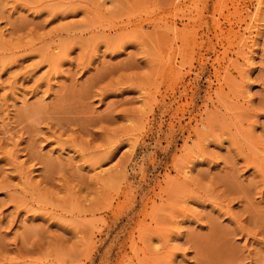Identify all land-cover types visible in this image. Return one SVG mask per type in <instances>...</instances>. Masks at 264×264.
<instances>
[{
    "label": "rangeland",
    "instance_id": "374dc122",
    "mask_svg": "<svg viewBox=\"0 0 264 264\" xmlns=\"http://www.w3.org/2000/svg\"><path fill=\"white\" fill-rule=\"evenodd\" d=\"M255 2L0 0V264H264Z\"/></svg>",
    "mask_w": 264,
    "mask_h": 264
},
{
    "label": "bare ground",
    "instance_id": "6f19581e",
    "mask_svg": "<svg viewBox=\"0 0 264 264\" xmlns=\"http://www.w3.org/2000/svg\"><path fill=\"white\" fill-rule=\"evenodd\" d=\"M97 1V0H96ZM101 3H103L105 5L106 3V0H100ZM107 4V3H106ZM177 6V5H176ZM264 23V0H256L255 2V8L252 12V15H250V18H249V23H248V26L249 28H247L245 25V29L244 30H247L246 32H244L241 36H240V40L242 41V50H245V55L243 56V61H244V66L240 69V75L242 76V78H246V80L248 81L249 80V75L251 73V63L252 61L254 60L255 58V46L257 44V42L255 40L252 39V36H253V33L256 32L258 33L260 31V28L263 27ZM168 24V22H167ZM162 25V24H161ZM166 26L169 31H171L173 34L176 33V23L174 21H171L168 25H164ZM256 28V29H254ZM3 32H0V38L3 36ZM241 43V42H240ZM51 46V45H50ZM53 46V45H52ZM54 49H57V47L55 46ZM254 62V61H253ZM58 74L57 71L56 73L54 72V75L52 76V79L51 80H57L58 79ZM251 79V78H250ZM246 80H242L244 83ZM56 82V81H55ZM250 83V82H249ZM245 86V85H244ZM246 90H245V97L248 98L251 94V90H250V85H246L245 86ZM246 100V99H245ZM203 126V125H202ZM263 153H264V147H263ZM70 151V150H69ZM69 151H67V153H70ZM73 152H74V149H73ZM262 152V151H261ZM75 153V152H74ZM72 155V154H70ZM69 156V155H68ZM264 156V154H263ZM262 156V157H263ZM70 158L72 156H69ZM198 157V156H197ZM200 157V156H199ZM73 158V157H72ZM195 158L196 157H192L190 158V161L188 160V162L186 163L187 165H185L183 168H182V171L180 172L182 175V177L186 180L192 173L193 169L191 168L192 166L190 165L191 163H194L195 162ZM197 159V158H196ZM263 159V158H262ZM264 160V159H263ZM196 163V162H195ZM264 163V162H263ZM105 166V165H104ZM99 167H101L99 165ZM94 168V167H92ZM97 169V168H96ZM100 169V168H99ZM97 171V170H96ZM112 171V170H111ZM106 172V169H103L101 167L100 170H98L97 172H94L95 173V176L98 177L99 176H103ZM108 174V173H107ZM97 177V178H98ZM100 177V178H101ZM98 178V179H100ZM184 180V181H185ZM194 199V197H193ZM170 238V237H169ZM168 239V238H167ZM171 240V239H170ZM169 242V240H167ZM176 248V247H175Z\"/></svg>",
    "mask_w": 264,
    "mask_h": 264
}]
</instances>
